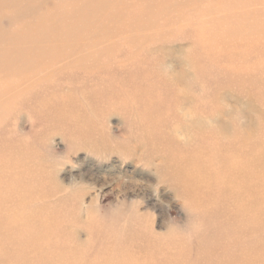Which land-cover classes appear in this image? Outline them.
<instances>
[{"label":"rangeland","instance_id":"374dc122","mask_svg":"<svg viewBox=\"0 0 264 264\" xmlns=\"http://www.w3.org/2000/svg\"><path fill=\"white\" fill-rule=\"evenodd\" d=\"M240 139L264 0H0V264H264Z\"/></svg>","mask_w":264,"mask_h":264},{"label":"bare ground","instance_id":"6f19581e","mask_svg":"<svg viewBox=\"0 0 264 264\" xmlns=\"http://www.w3.org/2000/svg\"><path fill=\"white\" fill-rule=\"evenodd\" d=\"M262 155L264 156V150L256 144L246 145V141L240 139V141L236 140L234 148L226 149L224 153H221L220 162L223 169H248L250 160V169H254V172H256V169H260L259 160ZM242 192H245V190L243 189ZM251 192H255V188Z\"/></svg>","mask_w":264,"mask_h":264},{"label":"clouds","instance_id":"9594fccd","mask_svg":"<svg viewBox=\"0 0 264 264\" xmlns=\"http://www.w3.org/2000/svg\"><path fill=\"white\" fill-rule=\"evenodd\" d=\"M25 139H30V137H25ZM178 139L184 143H188L190 141V137H187L186 135L184 134H179L178 135Z\"/></svg>","mask_w":264,"mask_h":264}]
</instances>
